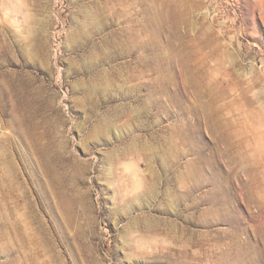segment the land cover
<instances>
[{
	"label": "rangeland",
	"instance_id": "374dc122",
	"mask_svg": "<svg viewBox=\"0 0 264 264\" xmlns=\"http://www.w3.org/2000/svg\"><path fill=\"white\" fill-rule=\"evenodd\" d=\"M29 258L264 264V0H0V264Z\"/></svg>",
	"mask_w": 264,
	"mask_h": 264
},
{
	"label": "bare ground",
	"instance_id": "6f19581e",
	"mask_svg": "<svg viewBox=\"0 0 264 264\" xmlns=\"http://www.w3.org/2000/svg\"><path fill=\"white\" fill-rule=\"evenodd\" d=\"M44 231V235H45V229L43 230ZM18 234H20L21 236L19 237L20 239V241L19 242H21V245H23V246H25L26 244H30V243H32L33 242V240H31V238L32 237H27V236H25L24 234H22V233H20V231H19V233ZM29 236V235H28ZM33 239V238H32ZM41 242L45 245L46 244V237L44 236V238H43V240H41ZM42 243H41V246H42ZM43 247V246H42ZM45 247V246H44ZM35 258V257H34ZM29 260V262L27 261V259H25V261H23V262H21V264H34V262H32V258H29L28 259ZM27 261V262H26ZM48 264V263H47Z\"/></svg>",
	"mask_w": 264,
	"mask_h": 264
}]
</instances>
